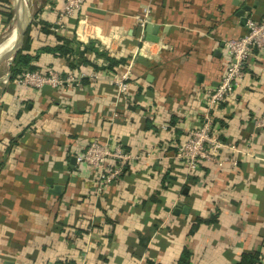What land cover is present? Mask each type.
<instances>
[{
  "label": "crops",
  "instance_id": "0c3cea01",
  "mask_svg": "<svg viewBox=\"0 0 264 264\" xmlns=\"http://www.w3.org/2000/svg\"><path fill=\"white\" fill-rule=\"evenodd\" d=\"M26 1L0 0V264H180L186 254L184 264H236L245 253L260 264L264 48L245 62L232 101L212 112L224 144L217 162L187 171L175 149L202 124L204 92L227 63L225 42L264 18V0H85L79 16L61 22V0ZM243 6L255 8L242 24ZM20 20L36 70L64 75L73 60L78 84L32 90L8 80L17 30L5 34ZM58 38L72 40L76 54L43 50ZM89 42L123 63L110 69L89 53L96 67L82 66ZM124 73L126 99L113 85ZM92 141L137 158L101 193L93 170L71 161ZM195 218L213 222L191 231Z\"/></svg>",
  "mask_w": 264,
  "mask_h": 264
},
{
  "label": "built area",
  "instance_id": "2783aa9c",
  "mask_svg": "<svg viewBox=\"0 0 264 264\" xmlns=\"http://www.w3.org/2000/svg\"><path fill=\"white\" fill-rule=\"evenodd\" d=\"M61 1V8L58 12L60 22L79 16L85 2V0ZM137 22L140 28L144 27V19H138ZM247 25L248 31L244 35L225 42V50L228 55L227 63L217 87L204 92L206 113L201 126L187 131L181 142L176 145L175 158L187 171L193 170L201 162H217L219 152L224 148L223 142L218 138V130L214 129L212 112L218 105L232 101L234 90L245 75V62L254 50L264 48V18L259 22L249 21ZM89 78L96 79L92 75H89ZM80 79L81 77L70 70L62 75L53 68H46L45 70L26 71L16 78L14 83L32 90H39L43 87L61 89L78 84ZM126 80L127 73L113 80L117 96H122L125 99L129 94ZM256 123L259 127L264 128V118ZM136 159L121 146L110 148L107 144L97 141L87 144L84 151L75 156L79 165H85L93 170L97 193L103 192L105 187L117 180L123 169ZM260 264H264V259Z\"/></svg>",
  "mask_w": 264,
  "mask_h": 264
},
{
  "label": "trees",
  "instance_id": "16d2710c",
  "mask_svg": "<svg viewBox=\"0 0 264 264\" xmlns=\"http://www.w3.org/2000/svg\"><path fill=\"white\" fill-rule=\"evenodd\" d=\"M7 17V21L9 22L13 15L11 12L5 13ZM42 26H45L42 24ZM43 31H47L44 28H42ZM48 33V32H45ZM60 43L54 47L51 48H45L43 49L45 52L49 53H55L59 55L60 57H64L66 59H69V56L76 54V50L72 48V40L69 39H60L58 38ZM77 44V43H76ZM79 44H77L78 46ZM75 50V51H74ZM82 58V66L90 64L93 67L95 66V62L93 60L87 59V55L93 54L97 56H102L106 58V61L108 62V68H113L118 64L123 63V60L114 61L113 59L107 57L104 53L99 54L96 51V43L95 42H89L87 45L83 46V49L79 52ZM38 59V54H30V38H29V29H27L23 41V46L21 49H19L13 58L12 66L9 70V81H14L16 78L20 77L24 72L26 71H34L37 69L36 66L33 65V62H35ZM68 67L70 70H77L79 69L76 64H74L73 60H69ZM215 122V120H214ZM204 222H213V218L210 219V221H204L201 218H195L194 222L192 223L191 231L196 229L201 223ZM188 254H186L185 258L180 260V264H184L188 259ZM184 260V261H183ZM258 263V255L257 254H248L245 253L241 256L240 260L236 264H257ZM147 264H157L154 262H147Z\"/></svg>",
  "mask_w": 264,
  "mask_h": 264
},
{
  "label": "water",
  "instance_id": "95a60500",
  "mask_svg": "<svg viewBox=\"0 0 264 264\" xmlns=\"http://www.w3.org/2000/svg\"><path fill=\"white\" fill-rule=\"evenodd\" d=\"M255 6H243L241 7V9L237 12V16L241 18V23H246L247 18L245 17V13L246 12H250L252 9H254ZM17 32H16V37L15 40L13 42L12 45V50L9 53L10 57H13V55L20 49L21 47V43H22V35L24 32V28H25V24L23 22V20H20L17 26ZM159 27L155 26L153 24L148 23L146 25V32L147 33H151L153 35L157 34ZM155 41V40H154ZM75 160V158H72V162ZM177 211H181L184 214H186L188 212V208L186 206H184L182 203H178L177 204V208H176V212Z\"/></svg>",
  "mask_w": 264,
  "mask_h": 264
},
{
  "label": "bare ground",
  "instance_id": "6f19581e",
  "mask_svg": "<svg viewBox=\"0 0 264 264\" xmlns=\"http://www.w3.org/2000/svg\"><path fill=\"white\" fill-rule=\"evenodd\" d=\"M24 16V15H23ZM23 18V17H22ZM24 21V20H23ZM15 23H16V21H15ZM14 23V24H15ZM18 26V24H15L6 34H5V36L7 35L8 36V34H10V33H12V32H14V31H16L17 30V27ZM16 34V33H15ZM14 33L13 34H11V35H15Z\"/></svg>",
  "mask_w": 264,
  "mask_h": 264
},
{
  "label": "rangeland",
  "instance_id": "374dc122",
  "mask_svg": "<svg viewBox=\"0 0 264 264\" xmlns=\"http://www.w3.org/2000/svg\"><path fill=\"white\" fill-rule=\"evenodd\" d=\"M26 4H33V1L32 0H27L26 1ZM13 21H15V20H13ZM12 28V25L10 24L9 26H8V28H7V30H6V33Z\"/></svg>",
  "mask_w": 264,
  "mask_h": 264
}]
</instances>
